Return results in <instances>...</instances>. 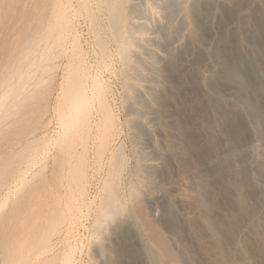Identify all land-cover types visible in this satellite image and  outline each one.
<instances>
[{
	"label": "bare ground",
	"instance_id": "1",
	"mask_svg": "<svg viewBox=\"0 0 264 264\" xmlns=\"http://www.w3.org/2000/svg\"><path fill=\"white\" fill-rule=\"evenodd\" d=\"M253 2L244 6L253 24H246V17L244 26L237 22V14L245 9L240 10L238 3L234 7L231 0H0V264L222 261V254L216 252L221 227L225 250L232 247L233 238L226 210L220 212L216 204L222 192L219 184L202 178L197 184L204 187L198 206L218 239L207 236L197 215L179 217L178 207L170 202L161 218V226L168 233L164 238L143 209L145 180L164 178L170 174V167L178 175L188 171L180 164L174 147L169 146L166 154L155 149L153 157L140 152L137 169L132 172L120 138L124 126L135 141L144 137L149 130L148 116H157L160 110L155 94L163 77L160 66L173 67L178 60H189L196 46L192 42L189 45L192 29L203 31L205 42L211 39L212 15L218 16V26L225 33H221L218 44L221 82L211 90L218 95H238L248 103L254 117L262 116L264 62L246 61L236 52L240 47L264 56V6L258 0ZM234 25L242 35L238 40L229 34ZM111 43L115 48H110ZM113 55L120 62L117 73L123 88L116 112L124 114L125 125L114 111L118 101L111 81L106 79V74H116ZM196 66L202 69L200 59ZM237 67L248 76L247 91L235 79ZM194 86L195 94L205 95ZM208 108L215 118L216 134L217 130L225 132L229 151L243 149L250 133L243 113L234 108L224 110L215 101L208 103ZM217 117L227 122L228 132L221 129ZM223 150H227L226 145ZM197 158L208 176L221 172V165L212 164L206 150H199ZM154 161H160V169ZM99 170L104 172L100 178ZM232 171L238 175L236 169ZM240 172L242 178L237 180L234 195L241 198L243 211L242 205L252 195L245 194L243 188L253 191L255 180L264 183V169L260 167L257 178L247 167ZM230 198L227 202L231 205ZM180 202L183 210L194 206L186 200ZM247 217L242 215L244 224ZM131 220L140 222L143 232L135 234ZM254 236L258 243L262 240L257 230ZM233 255L228 253L221 264H230ZM262 258L264 264L263 254Z\"/></svg>",
	"mask_w": 264,
	"mask_h": 264
},
{
	"label": "rangeland",
	"instance_id": "2",
	"mask_svg": "<svg viewBox=\"0 0 264 264\" xmlns=\"http://www.w3.org/2000/svg\"><path fill=\"white\" fill-rule=\"evenodd\" d=\"M253 1L256 2V0H231L234 7H235V5L240 4V6L238 8L240 10H241L240 7H243L242 9H245V10H241L239 12L240 14H237L238 15L237 22L242 23L244 26L247 23L253 24L252 20L247 16L249 13L246 10L248 5L254 4ZM258 1H260V3H262L261 5L264 6V0H258ZM219 5H221V4H219ZM244 6H246V8ZM249 7H251V6H249ZM215 16L212 15V17H214V19L212 17H211L212 19H210V23H211L210 24V28H211L210 31H211L212 35H210L211 39L208 38V40H207L208 42L206 41L207 43L203 40L205 37V35L203 34V31L197 30V29H192V34L189 36V42H190L189 45L192 46V44L193 45L195 44L196 46H195L194 53H192V51L190 52L189 60H186V61L178 60L173 67L169 66V64L167 65V67L165 65L160 66L159 74L162 75L163 77H161V82L159 81L158 87L156 88V91H155L157 101L159 104V107L157 104V108L160 110H158L157 116L155 114H150L148 116V118L150 117L148 119V123H149L148 128L150 131L149 130L146 131L147 135L144 134V137L141 140L135 141V138L133 137V135H131L129 128L127 126H124L123 127L124 129L122 131L123 134H122L120 140H121V143L123 145L124 156L128 160L129 169L132 172H134L133 170L137 169V165H138V161H139L138 158L140 156L139 155L140 152L145 151V152H147L148 155L152 156L154 154L153 152H155V149H156V151H160V152H163V154H166L167 151L171 147L172 148L174 147V149L177 151V153L179 154V155L177 154L178 159L181 157V159H179L180 164L182 163L181 165L184 168L186 167L185 169H186V171H188V172H186V175L185 174L184 175H178V174L174 173L170 167V170L172 171L171 172L169 170L171 176L168 173V175H166L164 178L162 176H159L160 178H158V177L156 179L146 178V180H145L148 189L145 188L143 190V194H142L143 195V201H144L143 209H144V211L146 210L148 217L150 218V221L152 222L153 225L157 226V228L160 231L159 233H161L164 238L168 237V233L166 230L164 231L163 227L161 226V224H162L161 218H162V215L164 212L165 205L170 202V203L174 204L175 207H178V208H176V210H177L179 217H181V218H186L188 216L196 217V215H197L196 218H198L201 226L203 227V229H205L207 236L211 237L212 239H215V238L218 239V233L216 235V233L212 231V229H211L212 225H211L210 221L207 219L206 216H204L203 211H201V207L198 206V205H200L198 203L199 197H200L201 193L204 191V187H199V186H197V184H198V181L201 180V178H202L203 180H206V182H213V183L219 184V187H220L222 192H221V194L217 195L216 200L217 199L218 200H217L216 204H217V207L219 208L220 212L225 213V210H226V213H225L226 217H228V220H230L229 224L232 226V233L230 234V237L232 235V238H233V241L230 245L232 247H229V250H225V248H224L225 242H223V241H225L224 230H222L223 227H221L222 228L220 230L221 235H220V238L217 240L216 252L219 254H222L223 259H221L222 261L218 262L215 258V259L211 260L210 264H221V262H224L225 256L228 253L234 254L233 255L234 258L230 264H242V263L243 264H256V263L262 264L263 263L262 262L263 261L262 260L263 259L262 254L264 255V252H263L264 251V203H263V200H264V183L260 182L258 180H255L256 182L254 181L253 191H250V189L249 188L247 189V187L243 188L244 189L243 192L245 194L250 195L252 193L249 200L244 202L246 204L248 203L247 206L249 208L246 206V204H244V205H242L243 211L241 210V205H240L241 204V198H238V196L237 195L235 196L234 194H235V189L237 188V180L238 179L240 180V178H242L240 171H242L244 169V167H247L248 172L254 171L252 173V175L256 178L259 175L258 171L260 170V167H262V169H264V165H263L264 164V126H262V125H264V118H263L264 117V111H263V114L261 117H254L253 111L248 106V103L246 101H244L241 97H238V95H236V94L235 95L234 94L229 95L228 93L227 94L221 93L222 95L221 94L218 95L215 91H213V90H216V87L218 85H220V82H221L218 79L219 73H220L219 72L220 66H219V62H218L219 61V56H218L219 45L218 44H219V40L221 37V33H225V32H222L221 28L218 26L219 25L218 16L217 15H215ZM246 17H248L249 21H251V22L247 21ZM240 18H244V19H242L243 21ZM245 22H246V24H244ZM232 28H233L232 31L230 29L231 33L229 32L230 36L234 37L236 35L235 36L236 39L237 40L240 39L242 37V35L239 32V30H238L239 34H237V30H236L235 25ZM235 32H236V34H235ZM191 42H192V44H191ZM203 44H205V45H203ZM111 47H112V49L115 48L114 43L110 44V48ZM196 50H198V51H196ZM236 50H237L236 52H237L238 56L244 58L246 61L247 60L251 61L252 59H256V60L260 59L262 62H264L263 61L264 56L262 57L261 53L258 54L257 52H251L250 49H248V50L244 49L243 50L240 47H238ZM249 50H250V52H249ZM197 59H200V62L203 65L202 69L197 68V66H196ZM113 60H115V61H113V63H115L114 64L115 70L117 69L116 74L113 76L106 74V79H108L109 82L111 81L110 82L111 88L115 94L116 102L118 101L117 103L115 102L116 104H114V109H115L114 111L116 112L117 111L116 108H117V105L119 104V99L121 97L120 94L123 93V91H122L123 88H122L120 76L117 73L120 71L119 68H121L120 64H119L120 62H119L118 56L113 55ZM201 60H203V61H201ZM171 68H173V69H171ZM204 69L206 71H204ZM193 75L196 77H194ZM234 76H235V79L238 82V84H240L239 85L240 88H242L243 91H247L250 87V81L247 78L248 76L245 75V73H243L242 68L240 70V67H237L234 70ZM194 85L198 86V90L200 91V93H203L205 95L201 94L199 96V93L195 94L196 90H195ZM211 89H213V90H211ZM218 96H220V97L218 98ZM194 98H196V99H194ZM214 101L217 102L218 104H220L224 110H230V108H231V110H232V108H234L235 110L239 109V111H241L245 117V121L247 124L246 126L248 128V133L249 132L250 133L248 136V142H247L246 146L243 149L238 150L239 152L237 151L235 153H232L231 151H229L230 144L228 141L225 140V137H224L225 132H223V131L221 132V131L217 130L218 134H216V131L214 130L215 118L212 115V111L208 108V103H211V102L213 103ZM204 102H205V104H204ZM231 104L234 106L229 107ZM225 107H228V108H225ZM117 113L120 114V116H121L120 119H121V121H123L122 124H124V121H125L124 114L120 113L119 111L116 112V114ZM195 114H198L197 115L198 118H197V116H195ZM47 117H50V115ZM153 117H155V118L153 119ZM156 118H158V119H156ZM217 118L220 119L217 123H219V125L221 126V129H224L225 131L228 130L227 122L221 117H217ZM154 121H156V122H154ZM53 123H54V120H53ZM53 123L51 125V130H54V128H55V125ZM224 126H226V127L224 128ZM208 132H210V133H208ZM226 132H228V131H226ZM166 134L168 135L167 137H165ZM146 136H147V138H145ZM187 136H189V137H187ZM185 138H187L188 140ZM213 138H215V139H213ZM198 141H201V142H198ZM196 143H199V144L197 145ZM227 144H229V145H227ZM225 145H226L227 150H223L225 148ZM169 146H171V147H169ZM217 147H218V149H217ZM161 148L163 149V151ZM143 149H145V150H143ZM201 149L207 151V157L209 158V161L212 164H216V165L218 164L219 167L221 165L220 169L222 168L221 169L222 173L219 170V174L211 177V176H208L209 172L207 170H205L206 168H204V167L200 168L199 161H198L197 157H198L199 150H201ZM190 152H192V153H190ZM258 155H259V157H258ZM233 156H235V157H233ZM186 157H187V159H186ZM245 157H248L247 161H245ZM215 158H218V160ZM258 159H260V160H258ZM233 162H235L236 164ZM154 163H156V165L158 167L157 169H160V161L159 162L154 161ZM188 163H190V164H188ZM236 165H237V167H235ZM104 166H106V165H104ZM134 167H135V169H134ZM103 169H105V167ZM203 169H204V171H203ZM231 169L232 170L236 169L238 172V175H236V171H232ZM239 169H240V171H238ZM222 170H224L225 172ZM99 171H100V173H99L100 176H98V177L100 178L101 176L104 175V172H103V170H99ZM255 171H257V172H255ZM204 172H206V173H204ZM223 173L225 174L224 177H223V175H224ZM172 175H173V177L174 176L175 177L173 178ZM170 177H172V178H170ZM190 177H192V178L190 179ZM99 178H98V180H99ZM214 180H215V182H214ZM96 183H98V182H96ZM220 183H222V184H220ZM256 186H258V187H256ZM174 187H176V188H174ZM259 188L261 190H259ZM147 190L148 191L150 190V191L148 192ZM154 190L155 191L157 190V191L154 192ZM93 191L96 192L95 190H93ZM152 191H153V193H152ZM189 191L192 193L189 194L188 193ZM255 193H256V195H255ZM184 194H186V197L184 196ZM187 196L188 197L190 196L189 199L191 201H189ZM224 196H225V198H223ZM228 196L233 198V199L230 198V200L232 201L231 205L229 202H227L229 200ZM149 197H151V198H149ZM251 199H253V200H251ZM182 200H186V202L193 203V205L195 207L192 206L191 210L187 209V208L183 210L180 207V203H182L180 201H182ZM220 200H222V201H220ZM195 203L197 205H195ZM257 205H259L260 207ZM246 207L248 208V210ZM236 208H238V209H236ZM253 208H254V210H253ZM260 208H261V210H258ZM153 211L154 212L156 211V212L154 213ZM243 214L246 217L249 216V217H247L248 218L247 224H244L246 222L242 221V215ZM256 214L259 215V217ZM237 219H239V220L241 219V220L239 221ZM130 223H131V230L135 234H136V232L137 233L143 232L144 227L141 228L140 222H138L136 220H131ZM132 225L135 228L132 227ZM238 226L241 228H238ZM256 230L259 233V235L262 236V240L259 243L257 242V240L255 239V236H254V231H256ZM144 232H145V234L147 233L146 235L148 237H150L149 232H147V231H144ZM165 235H167V236H165ZM146 261H148V260L146 259Z\"/></svg>",
	"mask_w": 264,
	"mask_h": 264
}]
</instances>
